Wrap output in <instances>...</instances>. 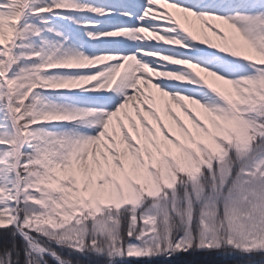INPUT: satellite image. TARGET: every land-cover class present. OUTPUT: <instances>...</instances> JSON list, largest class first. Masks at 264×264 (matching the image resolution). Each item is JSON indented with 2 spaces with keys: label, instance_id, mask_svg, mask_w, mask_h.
Listing matches in <instances>:
<instances>
[{
  "label": "snow or ice",
  "instance_id": "6c2138e0",
  "mask_svg": "<svg viewBox=\"0 0 264 264\" xmlns=\"http://www.w3.org/2000/svg\"><path fill=\"white\" fill-rule=\"evenodd\" d=\"M264 264V0H0V264Z\"/></svg>",
  "mask_w": 264,
  "mask_h": 264
},
{
  "label": "trees",
  "instance_id": "16d2710c",
  "mask_svg": "<svg viewBox=\"0 0 264 264\" xmlns=\"http://www.w3.org/2000/svg\"><path fill=\"white\" fill-rule=\"evenodd\" d=\"M197 258L203 259L205 256H207L209 259H212L215 261V264H238V261L240 260V257L238 256H223L220 253H198L196 254Z\"/></svg>",
  "mask_w": 264,
  "mask_h": 264
}]
</instances>
